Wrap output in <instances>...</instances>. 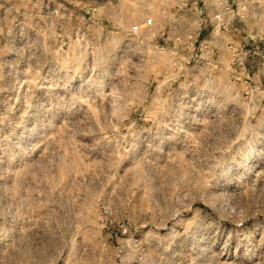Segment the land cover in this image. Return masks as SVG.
Listing matches in <instances>:
<instances>
[{
    "label": "rangeland",
    "instance_id": "1",
    "mask_svg": "<svg viewBox=\"0 0 264 264\" xmlns=\"http://www.w3.org/2000/svg\"><path fill=\"white\" fill-rule=\"evenodd\" d=\"M0 264H264V0H0Z\"/></svg>",
    "mask_w": 264,
    "mask_h": 264
},
{
    "label": "built area",
    "instance_id": "2",
    "mask_svg": "<svg viewBox=\"0 0 264 264\" xmlns=\"http://www.w3.org/2000/svg\"><path fill=\"white\" fill-rule=\"evenodd\" d=\"M153 25V19L152 18H146L143 21V26H145L146 28H150ZM134 31L138 32L141 31V26L140 25H135L133 27Z\"/></svg>",
    "mask_w": 264,
    "mask_h": 264
}]
</instances>
